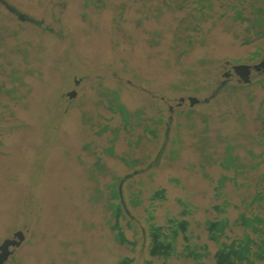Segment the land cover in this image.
I'll use <instances>...</instances> for the list:
<instances>
[{"label":"rangeland","instance_id":"1","mask_svg":"<svg viewBox=\"0 0 264 264\" xmlns=\"http://www.w3.org/2000/svg\"><path fill=\"white\" fill-rule=\"evenodd\" d=\"M262 63L264 0H0V246L27 231L2 264H161L176 222L202 235L235 201L226 145L264 173Z\"/></svg>","mask_w":264,"mask_h":264},{"label":"trees","instance_id":"2","mask_svg":"<svg viewBox=\"0 0 264 264\" xmlns=\"http://www.w3.org/2000/svg\"><path fill=\"white\" fill-rule=\"evenodd\" d=\"M234 152L235 147L227 144L220 159L209 164L224 171L216 181L218 194L230 184L235 199L225 197L214 207L222 218L205 220L202 235L194 234L189 222H176L170 227L169 243L153 241L152 254L186 264H264V173L250 176L261 161L251 163L247 158L251 151L244 150L243 157ZM229 209L235 212L233 218L227 215ZM177 236L183 241L180 252L175 247Z\"/></svg>","mask_w":264,"mask_h":264},{"label":"water","instance_id":"3","mask_svg":"<svg viewBox=\"0 0 264 264\" xmlns=\"http://www.w3.org/2000/svg\"><path fill=\"white\" fill-rule=\"evenodd\" d=\"M262 67H264V63H262ZM251 67L248 66H233L230 69V76L242 78L245 82L247 80V76L251 72ZM258 68V67H256ZM72 97V94H69ZM198 102L196 99H189L190 106H193L194 103ZM26 230L21 231L20 233L12 236L11 238L7 239L1 246H0V264L3 263L7 255L13 251L14 247L22 241L26 235Z\"/></svg>","mask_w":264,"mask_h":264},{"label":"crops","instance_id":"4","mask_svg":"<svg viewBox=\"0 0 264 264\" xmlns=\"http://www.w3.org/2000/svg\"><path fill=\"white\" fill-rule=\"evenodd\" d=\"M155 256H156V258H158L161 261V264H168L169 255L156 254Z\"/></svg>","mask_w":264,"mask_h":264},{"label":"flooded vegetation","instance_id":"5","mask_svg":"<svg viewBox=\"0 0 264 264\" xmlns=\"http://www.w3.org/2000/svg\"><path fill=\"white\" fill-rule=\"evenodd\" d=\"M256 67H258V66H252L250 69H251V71H253V70H259L260 68H256Z\"/></svg>","mask_w":264,"mask_h":264}]
</instances>
